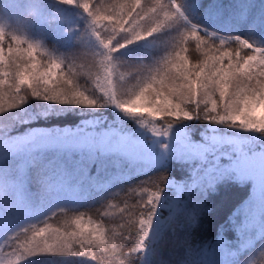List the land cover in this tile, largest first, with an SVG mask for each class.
<instances>
[{
	"label": "snow or ice",
	"instance_id": "1",
	"mask_svg": "<svg viewBox=\"0 0 264 264\" xmlns=\"http://www.w3.org/2000/svg\"><path fill=\"white\" fill-rule=\"evenodd\" d=\"M9 6L16 15H0V264L264 260V44L252 35L264 32V11L253 14L250 0H9ZM61 6L82 10L85 20L78 47L65 53L28 33L33 18L62 19ZM225 15L248 35L194 18ZM149 37L156 54L150 51L148 60L114 55ZM69 112L87 118L43 123ZM189 122L204 126L199 139L185 130ZM173 161L187 167V177L169 174ZM139 166L162 170L118 189L112 198L119 204L102 197L96 219L77 212L67 227L53 226L57 211L39 218L33 206V181L42 197L75 199ZM229 182L250 186L248 195L215 226L211 241H201L208 194ZM108 208H118L111 227Z\"/></svg>",
	"mask_w": 264,
	"mask_h": 264
},
{
	"label": "trees",
	"instance_id": "2",
	"mask_svg": "<svg viewBox=\"0 0 264 264\" xmlns=\"http://www.w3.org/2000/svg\"><path fill=\"white\" fill-rule=\"evenodd\" d=\"M4 1L5 0H0V15L4 12ZM250 2L252 4L253 14H259L264 11V0H250ZM225 3H227V0H225ZM61 7L67 11V14H64L63 18L69 19L70 23L68 24V27L63 28L55 26L54 28H51L52 25H48L43 29V32L39 29L36 31L37 34L41 35L40 37L36 36L30 38L42 40L44 46L49 50H56L59 53H65L78 47L75 37L78 36L80 30L83 29L85 20L82 10L72 9L67 6ZM9 11L10 13L15 12L13 9H9ZM224 18L225 20H223L222 23L221 21L218 23L216 18L207 16L203 25L222 33L240 34L242 36L248 35V30L245 26L236 24L235 22H230L226 16H224ZM48 22L50 23V21ZM38 23L41 22L38 21ZM38 23L37 21H33L28 24L33 29H37ZM252 35L261 44H264V32L258 30ZM150 51L153 55L156 54L152 45L134 43L124 49H121L114 55L116 57H127L130 60H137L141 58L148 60ZM33 104H35V102H33ZM81 118H87V113H82L79 116L73 112L59 114L57 118H53L43 123H46L48 126L58 123L61 126L69 123H78ZM184 167L185 166L173 161L168 166L169 174L176 180H182L188 175V172ZM161 170L162 168L160 167H154L148 169L147 171L143 170V166H139V170L138 168H133L129 171L125 178L111 180V182L107 183L106 187H89L85 191H82L79 197L75 199L68 198L63 195L55 199L51 197H42V195L38 192V185L35 181H33L30 185L29 191L34 194L33 206L39 210V218L48 214L51 215L50 212L54 210L57 211V215L53 216L49 223L53 226L67 227L77 212H84L87 216H92L93 219H96L95 209L99 207L102 197H106L108 195V199L105 200V203L119 204V199L112 198L113 193L118 192V189L137 183L138 181L144 179L146 175L158 174ZM104 179L105 181H108L110 178L106 176ZM249 187L250 186L248 185L241 187L229 182L219 185L217 187V191L210 192L208 194L206 203L209 208H211V211L201 217L202 227L197 232V236L201 241H211V239L214 238L215 226L223 222L240 200L246 198ZM59 206L65 207L67 211L64 214H60L58 209H55ZM106 210L110 213V215L104 218L105 225L109 227L114 226V221L119 219L118 208H108ZM87 216L85 219H87ZM263 262L264 261L261 260L259 261V264H264ZM35 264H42V262L40 259H37Z\"/></svg>",
	"mask_w": 264,
	"mask_h": 264
},
{
	"label": "rangeland",
	"instance_id": "3",
	"mask_svg": "<svg viewBox=\"0 0 264 264\" xmlns=\"http://www.w3.org/2000/svg\"><path fill=\"white\" fill-rule=\"evenodd\" d=\"M228 2V0H227ZM4 12L1 13V15H4L5 18H7L8 15H12V16H15L16 13L15 12H12L10 13L9 9H13L9 6V0H5L4 1ZM64 9V8H63ZM14 10V9H13ZM64 14H67V11L64 9ZM227 17V15H225ZM198 23L200 24H203V22L207 19V16H199V17H194ZM216 20L218 21H221V23L223 22V20H225L224 17H221V18H216ZM33 21H38L36 18H33L32 20H30L28 23H32ZM41 22V21H40ZM54 22V23H52ZM70 23L69 19H66V18H62L61 19H53V20H50V23L48 21L45 22H41V23H38V28L37 29H33L31 26H29L28 24V33H29V36L30 37H40L41 35L40 34H37L36 31L39 29L41 32H43V29L46 28L48 25H52L51 28H54L55 26L57 27H63V28H67L68 27V24ZM219 26V24H218ZM228 27V26H227ZM69 29V28H68ZM228 29V28H227ZM37 39V38H35ZM154 38L153 37H149L147 40H142V41H138L136 43H139L141 45H151V41L153 40ZM129 124L131 125V122H129ZM63 126V125H61ZM27 127V126H25ZM203 125H199L195 122H189L188 125H187V128L185 129L186 131H189V134L194 138V139H199L200 138V132L203 130ZM21 131L23 130V128L20 129ZM177 131L179 130V126H177ZM146 137H147V134L145 133ZM149 139H155V138H150L148 137ZM161 142H163V138H161ZM157 150H158V146H157ZM186 169V171L188 172V169L187 167L185 166L184 167ZM169 195H171V193H169ZM166 214V213H165ZM264 261V260H263ZM264 263V262H263Z\"/></svg>",
	"mask_w": 264,
	"mask_h": 264
}]
</instances>
